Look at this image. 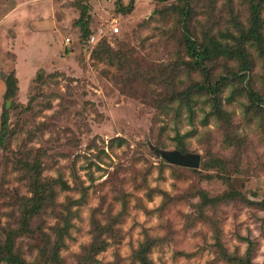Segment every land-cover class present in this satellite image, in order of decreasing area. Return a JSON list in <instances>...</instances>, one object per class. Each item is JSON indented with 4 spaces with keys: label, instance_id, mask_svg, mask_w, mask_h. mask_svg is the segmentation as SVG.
I'll return each instance as SVG.
<instances>
[{
    "label": "rangeland",
    "instance_id": "obj_1",
    "mask_svg": "<svg viewBox=\"0 0 264 264\" xmlns=\"http://www.w3.org/2000/svg\"><path fill=\"white\" fill-rule=\"evenodd\" d=\"M116 1L0 0V113L2 74L14 71L18 81L0 148V242L19 228L34 177L51 181L56 195L32 220V234L15 237L29 264L38 231L66 217L60 264H139L134 251L146 237L155 242L150 264H231L221 248L243 256L249 244L252 261L264 264V210L241 201L204 204L200 195L220 196L230 180L250 200L264 198V120L246 94L263 90L255 46L244 41L251 69L245 82L222 89L221 113L203 93L174 96L203 80L186 64L175 8L190 7L188 29L201 42L207 29L218 39L219 32L236 36V22L247 29L245 0H134L131 12L115 17ZM85 9L89 30L106 35L93 47L82 46L76 24ZM238 67L225 56L211 65L214 76ZM173 150L199 154V168L170 165L158 154ZM95 224L106 230L107 245L89 260Z\"/></svg>",
    "mask_w": 264,
    "mask_h": 264
},
{
    "label": "trees",
    "instance_id": "obj_2",
    "mask_svg": "<svg viewBox=\"0 0 264 264\" xmlns=\"http://www.w3.org/2000/svg\"><path fill=\"white\" fill-rule=\"evenodd\" d=\"M155 1L164 3L168 0ZM133 2L134 0H130L126 6H122L124 4H122L120 0H117L113 10V16L116 17L119 14V11L123 10L126 13L131 12L133 10ZM245 3L248 15L247 29H244L242 25L236 22L235 27L238 29L237 35L235 36L229 31L225 33L219 32V39L207 29L202 32L201 42L196 40L188 29V24L192 17L190 7L186 4V6L181 9L177 7L175 8V13L177 14L176 24L181 30V42L186 56L188 57V62L186 64L189 68L200 71L203 80H201L200 83L190 85L180 92L179 95L174 96L185 101L195 92L203 93L210 99L213 108L217 109L219 107V110L216 113H221L220 94L222 89L233 81L240 83L245 82L247 73L251 69V61L247 56L246 50L243 48L244 41H249L255 46L258 56L262 59L264 70V38L262 35L264 21L261 17V9L264 5V0H245ZM85 11L86 9L81 12L80 18L76 23L81 31L82 40L80 39V41H82V46L87 45L89 36L95 32L89 30V16H87ZM104 49L105 50L102 51H104L105 56L112 53L107 46ZM222 56L236 58L239 61L238 71L214 76L211 65ZM3 81L5 83L3 99L6 103L10 101L11 109L15 110L17 104L14 102V98L18 92V81L15 72L11 71L8 73ZM262 86V92H256L252 88H248L246 94L250 105L261 113L264 120V77ZM6 103L0 113V148L3 150L5 149L10 135L9 108L6 107ZM26 164L23 165L26 166ZM205 177L207 179H213L215 175L207 174ZM52 184L53 183L48 180H45L43 183L39 182L38 179L36 180L33 177L31 181V195L25 197L21 203L20 219L18 220L19 228L16 230L10 229L5 231L4 239L0 242V263L29 264L21 254L16 251L15 237L19 234H32V220L39 218V216L45 213L48 208L52 207L54 196L56 195ZM200 195L204 204L241 201L246 204L257 205L264 210V198H261L260 200L258 199L256 202L250 200L248 196H243L241 192L237 191L230 183V180L228 181V189L224 194L209 198L205 192L200 191ZM61 221L64 222V224L61 225L60 222H57L49 229L50 232L38 231V235H40L41 238L39 242L40 246L37 247L38 251L34 264H60V252L65 246V238L68 237V231L71 227L70 219L68 217L61 219ZM105 232L106 230L104 227L95 224L92 241L87 248V258L89 260L106 247L107 243L103 239V234ZM154 244V240L146 237L145 241L134 251V257L139 264H150L148 254ZM221 256L231 264H255L252 261L250 244L243 256H236L235 254L227 252L223 248H221Z\"/></svg>",
    "mask_w": 264,
    "mask_h": 264
},
{
    "label": "water",
    "instance_id": "obj_3",
    "mask_svg": "<svg viewBox=\"0 0 264 264\" xmlns=\"http://www.w3.org/2000/svg\"><path fill=\"white\" fill-rule=\"evenodd\" d=\"M9 106H10V101L6 103V107L9 108ZM158 154L168 164L182 168L198 169L201 162V157L199 154H190V153L184 154L177 150L159 151Z\"/></svg>",
    "mask_w": 264,
    "mask_h": 264
},
{
    "label": "built area",
    "instance_id": "obj_4",
    "mask_svg": "<svg viewBox=\"0 0 264 264\" xmlns=\"http://www.w3.org/2000/svg\"><path fill=\"white\" fill-rule=\"evenodd\" d=\"M118 26H117V19H112L111 21V34L118 33ZM105 36V32L102 29H98L97 31L93 32L89 38L87 45H90L93 47L94 45H97L98 42L101 41V39ZM69 38L66 39V43L69 42Z\"/></svg>",
    "mask_w": 264,
    "mask_h": 264
},
{
    "label": "crops",
    "instance_id": "obj_5",
    "mask_svg": "<svg viewBox=\"0 0 264 264\" xmlns=\"http://www.w3.org/2000/svg\"><path fill=\"white\" fill-rule=\"evenodd\" d=\"M3 75H4V74H2V77H3ZM4 77H5V76H4ZM4 77H3V78H4Z\"/></svg>",
    "mask_w": 264,
    "mask_h": 264
}]
</instances>
